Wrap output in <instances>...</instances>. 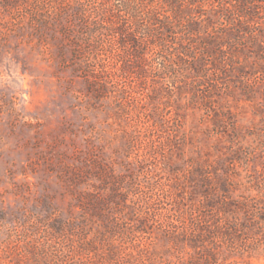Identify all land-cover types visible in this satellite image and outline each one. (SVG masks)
Listing matches in <instances>:
<instances>
[{
    "label": "rangeland",
    "instance_id": "rangeland-1",
    "mask_svg": "<svg viewBox=\"0 0 264 264\" xmlns=\"http://www.w3.org/2000/svg\"><path fill=\"white\" fill-rule=\"evenodd\" d=\"M0 264H264V0H0Z\"/></svg>",
    "mask_w": 264,
    "mask_h": 264
}]
</instances>
